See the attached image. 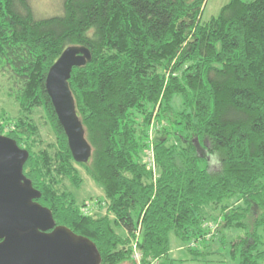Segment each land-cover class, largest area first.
Wrapping results in <instances>:
<instances>
[{"label":"trees","instance_id":"trees-1","mask_svg":"<svg viewBox=\"0 0 264 264\" xmlns=\"http://www.w3.org/2000/svg\"><path fill=\"white\" fill-rule=\"evenodd\" d=\"M206 3L61 0L60 13L42 16L33 0H0V73L23 112L43 113L56 143L32 148L31 117L0 115V135L25 144L38 202L56 226L89 238L101 264H138L135 247L140 264H184L171 256L172 235L196 260L215 241L238 264H264V0H229L203 21ZM75 46L92 55L69 80L87 163L74 160L46 90L50 68ZM152 123L156 180L143 157ZM78 167L106 214L79 202Z\"/></svg>","mask_w":264,"mask_h":264},{"label":"water","instance_id":"water-1","mask_svg":"<svg viewBox=\"0 0 264 264\" xmlns=\"http://www.w3.org/2000/svg\"><path fill=\"white\" fill-rule=\"evenodd\" d=\"M92 55L86 47L67 48L50 68L46 90L77 163H87L92 148L86 139L69 87L75 67ZM29 152L0 135V264H101L96 245L65 226H56L52 211L38 202L41 194L24 174Z\"/></svg>","mask_w":264,"mask_h":264},{"label":"rangeland","instance_id":"rangeland-1","mask_svg":"<svg viewBox=\"0 0 264 264\" xmlns=\"http://www.w3.org/2000/svg\"><path fill=\"white\" fill-rule=\"evenodd\" d=\"M246 2H251L253 0H244ZM36 8H40V13L42 16H49L51 14H57L60 13V4L61 0H33ZM229 0H207L205 10L203 13V21H208L212 17H216L219 12L221 11L222 7L227 4ZM169 74H167L168 76ZM4 75H1L0 73V115H4L3 117L9 118L11 121H19L20 119H23L27 122L30 121L35 123L38 128V136L35 138L36 141L34 144L31 143L32 148L38 152L40 150L44 149H51L53 144L56 143V136L54 135L53 131L47 124V120L44 117L43 113L39 111H34L33 115L32 113L29 114L27 112H23L20 109V106L15 102L14 97L10 94L12 93L10 90V84L6 80ZM3 123V122H0ZM154 128H156V125L153 123ZM152 124H150V127H148V134L149 130L151 128ZM157 130H155L153 135V144L155 145L156 142V135ZM147 134V137H148ZM149 137L147 138L148 141ZM148 143V142H147ZM23 147L25 144H23ZM143 157L145 158V153L143 154ZM210 170L216 171L219 167V164L217 163V160L213 159L211 162ZM82 173V176L84 178V183L81 186L80 189L73 190L75 195L77 196L79 202L82 201L87 202V206L84 209L89 214H96L97 212H101L103 215L106 214L107 209H100L101 206L104 207L102 204L99 203V198L103 197L102 191L97 188L93 180L86 174L83 168L78 167ZM67 189L72 190V187L67 183ZM98 204V207H95L94 203ZM100 205V206H99ZM238 235L242 234L241 232H237ZM236 235L230 234L226 235V230L223 231L222 239L232 240ZM172 240V253L173 257H179L177 259H183L184 264H238V262H234L231 259L230 252L228 249H223V245L220 244V242H213L209 248L210 249V255L206 256L205 258L201 260H196L191 254L186 251L183 246L181 245V241L175 236H171ZM217 240V239H216ZM225 240V241H227ZM228 242V241H227ZM207 255V254H206ZM175 257V258H176ZM192 261H191V260ZM126 264V263H125Z\"/></svg>","mask_w":264,"mask_h":264},{"label":"built area","instance_id":"built-area-1","mask_svg":"<svg viewBox=\"0 0 264 264\" xmlns=\"http://www.w3.org/2000/svg\"><path fill=\"white\" fill-rule=\"evenodd\" d=\"M155 130H156V128H154V125L152 123V126H151V128L149 130V134H148V137H149V139L147 141L148 146L145 150V158H144V164L146 165L148 170H150L152 172L154 180H156L158 177V166L156 163L155 145L153 144V139H152L153 138L152 133H154ZM133 259L138 264H140L141 254H140V252H138L136 250V247L134 248Z\"/></svg>","mask_w":264,"mask_h":264},{"label":"crops","instance_id":"crops-1","mask_svg":"<svg viewBox=\"0 0 264 264\" xmlns=\"http://www.w3.org/2000/svg\"><path fill=\"white\" fill-rule=\"evenodd\" d=\"M172 255H173V253L171 252V256H172ZM172 257H173V256H172ZM175 257H176V256H175ZM175 257H174V258H175ZM177 258H179V257H176V259H177ZM190 260H191V259H190ZM191 261H192V260H191Z\"/></svg>","mask_w":264,"mask_h":264},{"label":"flooded vegetation","instance_id":"flooded-vegetation-1","mask_svg":"<svg viewBox=\"0 0 264 264\" xmlns=\"http://www.w3.org/2000/svg\"><path fill=\"white\" fill-rule=\"evenodd\" d=\"M22 149H25L23 146H20Z\"/></svg>","mask_w":264,"mask_h":264}]
</instances>
